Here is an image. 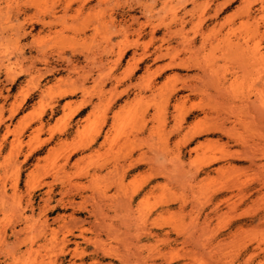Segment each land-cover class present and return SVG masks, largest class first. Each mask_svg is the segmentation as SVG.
<instances>
[{
	"label": "rangeland",
	"instance_id": "1",
	"mask_svg": "<svg viewBox=\"0 0 264 264\" xmlns=\"http://www.w3.org/2000/svg\"><path fill=\"white\" fill-rule=\"evenodd\" d=\"M66 1L0 0V264H264V227L259 221L264 213V145L257 149L256 158L253 157L256 165L248 160L252 159L253 151L246 149L248 154L245 150L241 159L231 157L230 165L221 161L208 167L207 162L214 156L221 158L241 152L242 148L234 142L228 144L227 139L218 142V136H210L199 138L180 150L176 145L179 138L171 134L176 124L173 100L167 125L155 124L156 142L162 137L172 140L168 153L156 156L152 162L154 171L143 165L131 172L121 186L115 174L109 175L103 168L116 158L124 163V156L132 150L137 157L140 139L149 135L138 138L134 128L145 104L134 102V95H120L127 86L119 85L118 81L123 78L133 51L120 64L119 46L124 38L122 33L114 32L133 17L145 22L149 14L144 13V4L156 3L155 20L170 21L176 13L182 15L185 7L191 10L192 0H112L103 7L105 20L99 25V32L91 30L87 36L67 30L63 35H55L39 26L32 36L23 37V32L17 31L15 26L25 18L42 15L46 9ZM241 1H233L222 17L235 11ZM263 1L252 0L254 6ZM116 3L120 6L117 29L112 27L110 18L111 7ZM18 5L28 9L20 21L13 15ZM197 13L188 29L196 28L203 17L200 9ZM212 13L204 14L205 30L213 26L209 21ZM163 32L164 29L157 35L154 47L159 45ZM107 37L112 38L110 44L106 42ZM150 40L146 36L142 47ZM9 60L19 64L14 73L2 66ZM163 64L164 61L150 58L143 67L150 65L156 69ZM196 73L197 70L172 69L159 81L163 83L166 76L174 74L186 78ZM141 74L143 71L138 75ZM13 75H17L15 79ZM71 78L77 81V86L84 83V88L60 97L62 87H58V80L70 83ZM16 102L23 105L12 118ZM193 121L194 117L189 119L190 123ZM12 122L16 125L22 122L26 127L24 152L18 159L10 156L8 131ZM262 128L264 133V125ZM107 133L110 141L103 144ZM95 138L98 142L94 147L84 149ZM207 139L212 143L199 147ZM156 151L157 147L151 155ZM202 166L205 171L197 174ZM97 170L99 178L92 179L90 175ZM161 172L169 176L161 174L155 178ZM147 180L150 183L139 192L133 215L128 216L121 206L113 207L114 201L133 194ZM49 182L55 185V192L48 205ZM249 187H262V191L253 194L254 191L246 190ZM104 192L108 198L103 196ZM62 197L66 204L72 199L75 207H65L60 202ZM166 198L172 203L170 208L163 209ZM20 203L24 219L20 215ZM97 203L102 204V212L93 217L90 211ZM54 206L57 209L51 212ZM218 206V212L212 214ZM72 214L74 219L70 217ZM208 214H212L209 219ZM63 216L68 218L66 222L76 235L81 227L95 230L94 225L101 224L98 228L103 229L99 230L102 244L116 254L98 259L97 248L77 236L71 237L70 248L80 244L85 256L79 258L71 251L61 255L62 246H50L46 238L51 239L52 229L63 237L65 230L59 219ZM146 226L157 236L147 238ZM258 247L262 256L245 259L247 249L254 253ZM127 255L131 256L128 260Z\"/></svg>",
	"mask_w": 264,
	"mask_h": 264
},
{
	"label": "bare ground",
	"instance_id": "2",
	"mask_svg": "<svg viewBox=\"0 0 264 264\" xmlns=\"http://www.w3.org/2000/svg\"><path fill=\"white\" fill-rule=\"evenodd\" d=\"M93 1L67 0L63 5L46 9L42 15L25 18L24 22H19V25L15 27L19 33L23 32V37L34 35L33 32L38 26L43 31L47 30L55 33V35H63L66 30L73 31L78 36H87L91 30H94L97 34L100 30L99 25L102 26L105 20L103 7L104 5H109L112 0H98L95 5H93ZM233 1L235 0H226L224 2H220V0H192L193 8L191 10L185 7L182 15L176 13L170 21L166 20L167 18L155 20L156 3L144 4V13L149 14L146 16L145 22L133 17L131 20L126 21V25H121V29L114 32L115 34L117 33L116 35L122 33L124 38L119 46V63L122 64L128 52L130 50L133 51L132 57L128 60L124 76L118 81L119 85L127 86L120 95L128 97L134 95V102L145 104L138 119L139 121L134 128H136L135 134L138 138L142 137L140 135L149 133L148 137L140 139L136 150L139 152L137 157L134 154L135 150H132L124 156V163H121L116 158L103 166L104 169L108 170L109 175L115 174L113 176L118 179L119 185L123 186L124 179L143 165L149 166L150 171H154L152 168L154 159L168 153L172 138L162 137L156 142L153 137L158 129L155 126L157 122L159 125H167L173 100H175L172 106L175 110L173 118L176 124L171 134L172 137L179 138L176 145L180 150L182 147L194 143L199 138L218 136V142H222L225 139L228 140V144L234 142L242 148L241 152L238 151L221 158L214 156L207 162L206 166L211 167L221 161L230 165L231 157L241 159L244 157L246 149L255 151V153L252 152L251 154L254 160L248 158L249 156L247 158L251 160L252 164L256 165V151L264 145L262 142L264 137L262 128L264 125V1L259 6H254L252 0H242L235 11L222 17ZM119 7L118 3L111 7V25L115 29L119 28L117 22ZM199 9L202 11V18L205 17V13L213 12L212 15L209 14V21H212L213 26L211 28L207 27L208 29L205 30L204 23L207 21L205 17V19H200V24L198 23L196 28L188 29L190 24H194L195 15ZM27 11V8L18 5L13 9V15L20 21V18L26 15ZM60 13L62 14L59 15ZM136 26L138 27L136 28ZM162 29H164L163 36L159 38V45L154 47L158 39L157 35ZM191 31L193 32L191 33ZM146 36H150L151 40L142 47L141 42ZM106 39V42L110 44L112 38L107 37ZM199 42L200 44H198ZM151 47H154V49L151 50ZM141 49L142 52H140ZM150 58H153L154 61H164V64L157 66L156 69H153L150 65L143 67V64ZM69 62L71 63L72 60H69ZM18 65V63H13L11 60H9L8 64L5 62L2 64L11 73L17 70ZM172 69L197 70V73L186 78H182L178 74L166 76L165 81L160 83L159 78H162L166 71ZM141 71H143V74L138 75ZM16 76L13 75V78L15 79ZM62 83H66V85H60ZM57 84L58 87H62L59 89L60 97L75 94L84 88V83L77 86V81L74 82L72 78L70 83L65 80H58ZM23 96L26 99V95L23 94ZM17 102L13 104L12 118L15 117L23 105V102ZM192 117L195 118V121L190 123L189 119ZM151 124L153 125L152 127ZM246 133L247 135H245ZM25 134L26 127L22 122H19L18 125L12 122L9 126L8 136L10 139V156L12 158L18 159L23 154ZM98 135L96 136L97 138ZM97 138L93 139L91 144L86 145L84 149H92L93 145L98 142ZM109 141L110 134L107 133L103 144ZM210 143H212V140L207 139L205 142H200L199 147H204ZM155 147H157V151L151 155L155 151ZM25 156L26 159L29 158V155ZM262 167L264 168V166ZM219 170L222 169L220 168ZM203 171H205L204 166L199 168L197 174H201ZM98 172V170L95 171L90 177L92 179L99 178ZM161 174L169 176L168 173L161 172L156 174L155 178L161 176ZM148 183H150L149 180L145 181L133 194H127L121 200L114 201L113 207L121 206L128 216L130 214L133 215L136 198ZM228 185L225 187H228ZM47 186L46 193L49 198L46 203L49 205L53 199L55 185L53 182H49ZM261 188L249 187L246 190L249 192L254 191V194L255 192L260 193L262 191ZM103 196L108 198V193L104 192ZM60 202H64L65 207L68 205L75 207L72 199L66 204L65 197H62ZM171 203L166 198L163 201V209L170 208ZM83 204L80 203V206H83ZM21 205L20 203L18 206L21 210V218L24 219L25 212ZM219 208L218 206L212 214H216ZM56 209L57 207L54 206L50 211L55 212ZM100 211L102 212V204L97 203L93 206L90 214L94 217ZM74 214L70 215L73 219ZM212 214H208L207 218H211ZM59 219L63 223L61 225L63 230H65L62 234L63 237L60 238L59 231L52 229L49 235L51 239H46L49 240V244L51 242L50 246L55 248L54 244L62 246L60 248L61 255H66L71 251L77 257L85 256L86 252L85 250L81 251L80 244L75 242L76 247L70 248V243L73 240L71 237L77 236L83 239L82 242L85 241L97 248L95 255L98 259L99 257L105 258L116 254L113 253L114 250L111 247L110 250V248L102 244L103 239L100 236L102 234L99 232V228L102 227L101 224L94 225L95 230L81 227L80 233L76 235L75 231L70 228L69 222H66L68 220L67 217L63 216ZM95 220H98V218H95ZM259 221L264 227V213L260 216ZM47 222L48 219L45 220V223ZM144 230L146 237L149 239L157 236L148 226L144 227ZM89 232L93 233L91 234L92 236L87 235ZM256 251L251 253L247 249L245 259H257L262 256L261 248H256ZM101 254L103 255L102 257ZM132 254L131 256L133 257L134 252ZM131 256L125 258L128 260ZM115 257L117 258V256ZM119 258L121 259V257ZM49 259H53V257ZM125 261L123 260L124 263Z\"/></svg>",
	"mask_w": 264,
	"mask_h": 264
}]
</instances>
